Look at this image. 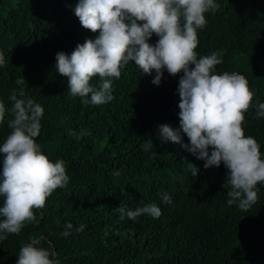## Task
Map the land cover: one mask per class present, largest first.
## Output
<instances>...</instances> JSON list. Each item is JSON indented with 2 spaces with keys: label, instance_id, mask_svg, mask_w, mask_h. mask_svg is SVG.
I'll list each match as a JSON object with an SVG mask.
<instances>
[{
  "label": "trees",
  "instance_id": "trees-1",
  "mask_svg": "<svg viewBox=\"0 0 264 264\" xmlns=\"http://www.w3.org/2000/svg\"><path fill=\"white\" fill-rule=\"evenodd\" d=\"M78 0H0V145L11 132L10 93L15 89L39 103L44 113L36 142L53 162L63 160L69 177L45 206L33 209L35 220L21 232L0 240V264H16L23 244L34 243L59 264H264V183L247 211L229 206V170L204 168V161L180 143L164 141L158 128H180V76L164 70L144 74L135 64L121 68L112 80L114 99L103 105L83 103L68 90V78L56 72V54H71L77 44L94 39L73 9ZM220 8L205 13L197 30V57L222 52L214 74H242L253 91L242 127L255 138L264 159V118L255 105L264 102V0H216ZM183 23V20L181 21ZM153 34L149 42L155 44ZM26 84H16L17 79ZM100 77L90 80L99 87ZM182 141L189 138L181 131ZM150 140V141H149ZM209 151L211 152V146ZM188 163L198 168L192 176ZM2 171V154H0ZM167 193L171 204L162 202ZM4 198L0 197V207ZM156 203L159 218L143 214L119 218L116 208L135 210ZM3 217H0L2 220ZM59 221V223H57ZM71 234L61 235L67 223ZM85 225L83 231L75 229Z\"/></svg>",
  "mask_w": 264,
  "mask_h": 264
},
{
  "label": "clouds",
  "instance_id": "clouds-1",
  "mask_svg": "<svg viewBox=\"0 0 264 264\" xmlns=\"http://www.w3.org/2000/svg\"><path fill=\"white\" fill-rule=\"evenodd\" d=\"M219 8L216 0H78L74 15L82 27L99 34L77 44L71 54L58 52L55 70L68 78L70 95L86 98L91 94L90 100L82 102L93 105L114 99L110 78L119 79L121 68L129 61H135L144 74L151 75L154 70L155 85L161 83L164 70L172 76L182 72L177 88L180 128L162 124L159 137L180 143L204 161L205 169L223 162L229 170L225 178L229 186L227 203L247 211L257 202V184L264 183L260 145L246 136L242 127L254 93L242 74H214L215 66L223 63L222 52L198 58L195 51L197 30L207 23L205 13H215ZM153 34L158 37L155 44L149 42ZM5 64V56L0 53V66ZM95 76L100 77L99 87L90 85ZM16 84L26 82L17 79ZM9 100L11 132L0 145V197L4 198L0 233L18 235L26 221L35 220L33 209L43 208L54 190L67 186L69 177L65 162L50 160L36 142L43 107L22 91L18 98L15 89ZM255 109V118H264V102H257ZM5 113V104L0 102V123ZM181 131L189 138L188 144L183 143ZM188 168L192 176L197 175L194 164L188 163ZM161 199L165 204L172 203L166 192ZM116 211L121 220H135L143 214L159 218L162 214L156 203L135 210L120 205ZM84 227L81 224L75 230L80 232ZM72 229L70 222L65 224L61 235L67 237ZM4 238L6 235H0V240ZM50 256L48 250L26 243L19 250L16 264H59Z\"/></svg>",
  "mask_w": 264,
  "mask_h": 264
}]
</instances>
